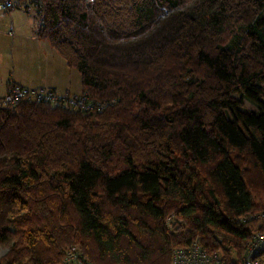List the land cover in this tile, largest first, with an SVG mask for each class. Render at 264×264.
<instances>
[{
  "label": "trees",
  "instance_id": "trees-1",
  "mask_svg": "<svg viewBox=\"0 0 264 264\" xmlns=\"http://www.w3.org/2000/svg\"><path fill=\"white\" fill-rule=\"evenodd\" d=\"M36 10L92 108L0 106V264L73 244L90 264H170L196 240L241 264L264 214V0Z\"/></svg>",
  "mask_w": 264,
  "mask_h": 264
},
{
  "label": "rangeland",
  "instance_id": "rangeland-1",
  "mask_svg": "<svg viewBox=\"0 0 264 264\" xmlns=\"http://www.w3.org/2000/svg\"><path fill=\"white\" fill-rule=\"evenodd\" d=\"M40 23L41 18L36 8H32L30 11L13 9L8 14L0 10V100L5 96L11 82L34 88L43 85V82L51 83L60 75V80L64 84L62 93H64L65 87H70L73 92L82 88L78 70L69 65L63 66L64 69L60 67L54 56L48 51L52 48L49 43L38 39L36 31ZM52 50H54L52 51L54 54L60 56L55 49ZM81 94L88 96L86 91ZM244 103L246 107L255 109V106L247 100H244ZM49 104L56 105L52 102ZM67 108L74 111H85V109ZM5 252L6 250H0V257ZM262 260L264 264V254Z\"/></svg>",
  "mask_w": 264,
  "mask_h": 264
},
{
  "label": "built area",
  "instance_id": "built-area-1",
  "mask_svg": "<svg viewBox=\"0 0 264 264\" xmlns=\"http://www.w3.org/2000/svg\"><path fill=\"white\" fill-rule=\"evenodd\" d=\"M40 0H0V9L10 12L13 9H24L30 11L39 6ZM23 100H36L52 102L56 105H65L74 109L92 108L88 96L85 94L75 95L61 93L54 88L36 87L29 88L11 82L5 96L0 100V106L14 108ZM259 225L253 232L250 242L242 256L241 264H263L262 256L264 251V214H260ZM178 219L174 214L167 218V225L173 229L178 225ZM262 225L263 229H260ZM260 227V228H259ZM57 264H90L82 253L79 244L69 246L62 260ZM170 264H226L222 251H208L203 248L199 240H196L187 247H175L172 250Z\"/></svg>",
  "mask_w": 264,
  "mask_h": 264
},
{
  "label": "crops",
  "instance_id": "crops-1",
  "mask_svg": "<svg viewBox=\"0 0 264 264\" xmlns=\"http://www.w3.org/2000/svg\"><path fill=\"white\" fill-rule=\"evenodd\" d=\"M1 10V9H0ZM2 11V10H1ZM4 12V11H3ZM4 13H9V12H4ZM38 39L40 40V41H43L44 43L45 42H47V43H49L47 40H45V39H41V38H39L38 37ZM49 45H50V43H49ZM50 47H52L51 45H50ZM50 49V48H49ZM52 49H54L53 47L51 48V50H48V51H50V53L54 56V58H55V60L58 62V64H59V66L60 67H62L63 68V66H65V65H68L67 63H66V60L60 55V56H58L57 54H54V52H52V51H54V50H52ZM56 50V49H55ZM58 53V52H57ZM61 57V58H60ZM64 69V68H63ZM55 80H57V81H55ZM54 81H52L51 83H48V84H46L45 82H43V85H39V87H49V88H54V89H56L57 91H61V93H62V89L64 88V84H62V82H61V80H60V75L58 76V79H55ZM61 84H62V87H60L61 86ZM20 85V84H19ZM34 88H36V87H34ZM61 88V89H60ZM81 92H83V88H81L79 91H76V92H73L72 91V89L70 88V87H65V91H64V93H69V94H75V95H78V94H81Z\"/></svg>",
  "mask_w": 264,
  "mask_h": 264
},
{
  "label": "bare ground",
  "instance_id": "bare-ground-1",
  "mask_svg": "<svg viewBox=\"0 0 264 264\" xmlns=\"http://www.w3.org/2000/svg\"><path fill=\"white\" fill-rule=\"evenodd\" d=\"M162 100V99H161Z\"/></svg>",
  "mask_w": 264,
  "mask_h": 264
}]
</instances>
